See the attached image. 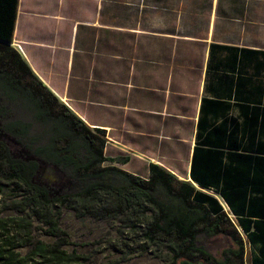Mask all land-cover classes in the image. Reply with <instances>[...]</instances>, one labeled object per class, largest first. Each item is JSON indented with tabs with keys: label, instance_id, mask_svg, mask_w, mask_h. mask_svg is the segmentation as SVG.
<instances>
[{
	"label": "crops",
	"instance_id": "1",
	"mask_svg": "<svg viewBox=\"0 0 264 264\" xmlns=\"http://www.w3.org/2000/svg\"><path fill=\"white\" fill-rule=\"evenodd\" d=\"M133 6L165 29L131 26ZM13 47L132 175L159 165L210 193L193 167L223 181L231 153L264 157V0H19Z\"/></svg>",
	"mask_w": 264,
	"mask_h": 264
},
{
	"label": "trees",
	"instance_id": "2",
	"mask_svg": "<svg viewBox=\"0 0 264 264\" xmlns=\"http://www.w3.org/2000/svg\"><path fill=\"white\" fill-rule=\"evenodd\" d=\"M18 6L0 0V264H100V248L105 264L141 254L245 264L246 243L251 263L264 264V157L231 153L237 167L223 181L193 167L191 180L210 193L159 165L148 178L115 166L105 131L89 128L13 47ZM76 228L87 232L78 241ZM200 237H225L234 249L217 259Z\"/></svg>",
	"mask_w": 264,
	"mask_h": 264
},
{
	"label": "rangeland",
	"instance_id": "3",
	"mask_svg": "<svg viewBox=\"0 0 264 264\" xmlns=\"http://www.w3.org/2000/svg\"><path fill=\"white\" fill-rule=\"evenodd\" d=\"M137 6V4H135ZM136 6H133V8L130 7V10L133 9L132 12H129L130 14V25L133 26L136 24L137 20H138V27L140 28H146V29H165L163 28L165 26V23L168 22V20L166 19H162V21L160 19H156V18H147L146 21H143V18H138L137 19V15L135 13L134 8ZM180 35V34H179ZM180 36H184L180 35ZM195 37H206V35H202V34H195L193 35ZM170 46V44H165V47L168 48ZM118 48L120 49V46H118ZM178 49L180 51V54L178 55L179 61L185 60V59H192L193 56H191V54L193 53H198L197 50H195L194 52L192 50H184L186 49L183 45H178ZM125 50V49H124ZM129 52V57L132 58L134 55H136V53H133V51L127 50ZM182 53V54H181ZM161 57L163 60H167L168 58V54L166 52H161ZM12 113H13V108L11 109ZM45 176V179L47 181H51L53 182L54 180H56V174H54V172L52 171H47L43 174ZM88 226V225H87ZM98 226V224L96 225ZM103 225H100V227H102ZM104 228L106 229V226L104 225ZM81 229H85L84 226H81ZM76 230L78 231L79 229L76 228ZM92 233L94 232L93 229ZM80 231V230H79ZM77 232L76 234V240L78 241L77 235H79L80 233L82 234H87L86 231L82 230L80 232ZM98 233L96 232V238L98 237ZM83 237H85L84 235H82L80 237V241H85L86 238L84 239ZM92 239L94 240V238L92 237ZM199 245L201 247H203L207 252H209L210 254H212L214 257H216L217 259L221 258L222 253L228 249H234L233 245L231 244V242L225 238V237H215V238H211V239H207L204 237H200L199 239ZM99 254H100V260H98V263L100 264H105L106 260H105V254H102V252L104 251L103 248L99 249ZM107 255V254H106ZM124 260V262H122L121 264H164L163 262H161L160 259L158 258H153L152 254H148V255H144L141 254L137 257H133L131 258H125L124 256H115L114 259H122ZM245 264H252V259H251V252H250V247L248 245V243H246V250H245V259H244Z\"/></svg>",
	"mask_w": 264,
	"mask_h": 264
},
{
	"label": "water",
	"instance_id": "4",
	"mask_svg": "<svg viewBox=\"0 0 264 264\" xmlns=\"http://www.w3.org/2000/svg\"><path fill=\"white\" fill-rule=\"evenodd\" d=\"M180 264H206V263L202 261H198V262L182 261L180 262Z\"/></svg>",
	"mask_w": 264,
	"mask_h": 264
}]
</instances>
